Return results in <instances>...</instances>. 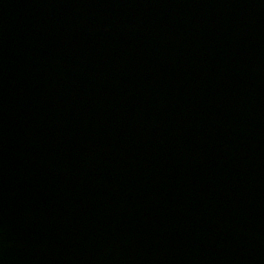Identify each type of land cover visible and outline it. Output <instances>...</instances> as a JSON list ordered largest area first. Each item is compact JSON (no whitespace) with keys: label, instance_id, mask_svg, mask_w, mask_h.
<instances>
[{"label":"water","instance_id":"95a60500","mask_svg":"<svg viewBox=\"0 0 264 264\" xmlns=\"http://www.w3.org/2000/svg\"><path fill=\"white\" fill-rule=\"evenodd\" d=\"M0 264H264V0H0Z\"/></svg>","mask_w":264,"mask_h":264}]
</instances>
